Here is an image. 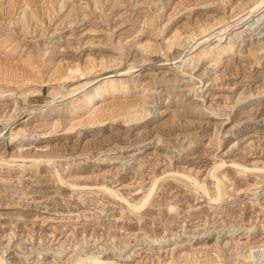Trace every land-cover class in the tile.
Here are the masks:
<instances>
[{
  "label": "rangeland",
  "instance_id": "rangeland-1",
  "mask_svg": "<svg viewBox=\"0 0 264 264\" xmlns=\"http://www.w3.org/2000/svg\"><path fill=\"white\" fill-rule=\"evenodd\" d=\"M260 25L264 0H0L3 264H264Z\"/></svg>",
  "mask_w": 264,
  "mask_h": 264
},
{
  "label": "bare ground",
  "instance_id": "bare-ground-1",
  "mask_svg": "<svg viewBox=\"0 0 264 264\" xmlns=\"http://www.w3.org/2000/svg\"><path fill=\"white\" fill-rule=\"evenodd\" d=\"M259 7H260V5H259ZM202 8H203V6H202ZM25 13V12H24ZM22 15V14H21ZM25 16H26V14H25ZM30 16H31V14H30ZM24 19V18H23ZM38 19V18H37ZM27 21V20H26ZM29 21H30V19H29ZM186 23V22H185ZM261 26V25H260ZM261 27H264V25L263 26H261ZM240 31V30H239ZM222 32V31H221ZM220 32V33H221ZM243 32V31H242ZM261 32V31H260ZM219 33V34H220ZM219 34H217V35H219ZM224 34V33H223ZM221 36V35H220ZM220 36H219V38H220ZM222 38V37H221ZM203 40V39H202ZM231 40V39H230ZM228 42V41H227ZM167 44V43H166ZM196 44V43H195ZM168 46H170V44L168 45ZM234 46V45H233ZM198 47V46H197ZM214 50V49H213ZM231 50H232V47L231 46H229L228 44H227V46H224V47H222V48H220L218 51H217V53L215 54V58L216 59H219V58H221L222 56H224V55H227L228 53H230L231 52ZM231 54H232V52H231ZM28 56H29V54H28ZM95 57V56H94ZM105 58V57H104ZM210 58V57H209ZM46 59V58H45ZM101 59H102V56H101ZM112 59V58H111ZM116 59V58H115ZM98 61V60H97ZM96 61V62H97ZM144 61V60H143ZM106 62H107V60H106ZM217 62V61H216ZM102 63H101V61H100V65H101ZM111 64V63H110ZM117 64H118V62H117ZM96 65V64H95ZM106 66V65H105ZM111 66V65H110ZM114 66V65H113ZM75 67V66H74ZM108 68V67H107ZM107 68H106V70L104 71V72H101V73H107V71H111V70H107ZM111 68H114V67H111ZM117 68V67H116ZM130 68V67H129ZM132 68V67H131ZM93 69V68H92ZM109 69H110V67H109ZM82 70V69H81ZM114 70V69H113ZM72 71V70H71ZM102 71H103V69H102ZM73 72V71H72ZM76 72H78V70L76 69ZM115 72H117V70H115ZM83 73L84 72H80L79 74H82V76H81V78L83 77ZM123 72L121 71V73H119L118 75H120V74H122ZM78 74V75H79ZM85 74V73H84ZM67 75V74H66ZM65 75V76H66ZM87 75V74H86ZM104 75V74H103ZM113 75H116V74H109V75H104V76H102L100 79H102L103 80V78H106V80L105 81H107V83L106 84H103V85H101V86H96V87H93V89H91V90H87V87L92 83V81H94L93 79H90V80H88V81H84V82H82V83H80L78 86H76L75 87V90H77V89H79L80 88V90H81V88H86L85 89V93L83 94V98L81 97V95L80 96H78V97H76V98H74V104H73V110L74 111H78L79 109H82V110H87V111H89L90 112V115L87 117V120H88V122L89 123H92V122H94L95 120V113L93 114V112H94V109L96 108V105H98V103H100L101 102V100L104 98V96L107 94V93H109V92H114V91H116L118 88H117V86H116V80H114V79H112V78H110V77H112ZM126 75V74H125ZM54 77H55V75H53ZM76 76V75H75ZM79 76V77H80ZM60 77V76H59ZM69 77V76H68ZM72 77V76H71ZM70 77V78H71ZM67 79V78H66ZM72 79V78H71ZM74 79V78H73ZM81 80V79H80ZM99 80V79H98ZM98 80H95V81H98ZM63 81V80H62ZM99 82V81H98ZM93 84V83H92ZM127 84H128V82H127ZM122 87V86H121ZM123 88V87H122ZM88 89H89V87H88ZM130 90V89H129ZM119 92V91H118ZM124 92V91H123ZM77 93V92H76ZM127 93V92H126ZM110 94V93H109ZM143 94V93H142ZM170 94V93H169ZM77 96V95H76ZM141 96V95H140ZM84 97H85V99H84ZM139 99H141V98H139ZM143 99V98H142ZM145 99V98H144ZM138 100V99H137ZM103 102V101H102ZM102 102H101V104H102ZM136 102V101H135ZM138 103V102H137ZM143 103H144V100H143ZM142 104V103H141ZM141 104H140V106H141ZM133 105V104H132ZM138 105V104H137ZM143 105V104H142ZM125 106H126V104H125ZM114 107V106H113ZM129 107V106H128ZM138 107V106H137ZM119 108H120V106H119ZM121 109H122V107H121ZM126 109V108H125ZM131 109V108H130ZM141 109V108H140ZM81 110V111H82ZM127 110V109H126ZM154 110V109H153ZM101 111H102V109H101ZM107 111H108V109H107ZM119 111V110H118ZM138 111V110H137ZM155 111H156V109H155ZM154 111V112H155ZM164 111V110H163ZM173 111V110H172ZM96 112V111H95ZM109 112V111H108ZM116 112H117V109H116ZM139 112H140V110H139ZM138 112V113H139ZM160 111H156V113L158 114ZM177 112H178V109H177ZM185 112V111H184ZM183 112V113H184ZM110 113V112H109ZM138 113H135V115H138ZM144 113V112H143ZM174 113H176V111H174ZM173 113V115H175ZM179 113V112H178ZM101 114V113H100ZM125 114V113H124ZM186 114V113H185ZM104 115V114H103ZM134 115V114H133ZM133 115H132V117H133ZM144 115V114H143ZM176 115H178V114H176ZM180 115H182L181 113H180ZM81 116V115H80ZM115 116V115H114ZM113 116V117H114ZM117 116V115H116ZM79 117V116H78ZM140 117V116H139ZM111 118V117H110ZM114 119V118H113ZM125 119V118H124ZM134 119V118H133ZM59 120H60V118H59ZM70 120V119H69ZM105 120V119H104ZM108 120V119H107ZM115 120V119H114ZM126 120V119H125ZM124 120V121H125ZM71 121V120H70ZM131 121V120H130ZM84 123V122H83ZM102 123H104V122H102ZM88 124V123H87ZM98 124H100V123H98ZM93 125V124H92ZM25 128V127H24ZM73 128V127H72ZM71 129V128H70ZM66 130H68V129H66ZM15 135V134H14ZM18 135V134H17ZM1 137V136H0ZM10 139V138H9ZM47 157V156H46ZM48 158V157H47ZM51 158V157H50ZM49 158V159H50ZM12 160V159H11ZM51 161H53L52 159H51ZM4 162V161H3ZM47 162H48V159H47ZM216 165H217V163H216ZM217 167V166H216ZM246 169V168H245ZM218 178V177H217ZM187 179V178H186ZM61 180H62V178H61ZM263 180V179H262ZM157 181V180H156ZM190 181H191V179H190ZM264 181V180H263ZM194 182V181H193ZM152 183H154V182H152ZM196 183V182H195ZM203 183V182H202ZM193 184V183H192ZM199 187L201 188V191H205V187L203 186L204 184H201V182L199 181ZM104 186V185H103ZM102 186V187H103ZM153 186H155L154 184H151V186H150V188L149 189H147L146 190V197L151 193V191L152 190H150V189H152V187ZM217 187V193L216 194H214V196L212 197V198H210L209 197V199H211L213 202H209V207L211 208V209H213V210H216L217 208H219V205H218V201L217 200H219V194L221 193V189H220V187L217 185L216 186ZM104 188V187H103ZM108 188V187H107ZM207 189V188H206ZM109 190V189H108ZM107 191V190H106ZM109 192L112 194V195H114V196H117L116 195V193H114V191H111V190H109ZM206 192H207V190H206ZM214 193V192H213ZM107 194H109V193H107ZM118 197H119V195H118ZM217 201V202H216ZM145 203V200L141 203V204H139V205H135V204H133V206H132V208L134 209V210H137V209H139L140 207H142L143 206V204ZM229 244L230 245V247H233V248H235L236 246H237V243H234V242H232V240L231 239H229V240H227V241H224L223 242V244ZM204 246V245H203ZM201 249V248H200ZM100 260L99 259H97V258H95V257H92V256H88V257H80V258H76L74 261H73V264H85V263H87V262H90V263H92V262H99ZM106 261V260H105ZM209 261V260H208ZM264 262V256H262L261 257V260H260V262ZM215 263V261H211V263L210 262H205V263H202L200 260H198V258H197V260H190V261H186L185 263H183V264H214ZM0 264H3V261L2 260H0ZM98 264V263H97ZM107 264H115V263H112V262H109V263H107ZM121 264V263H120ZM123 264V263H122ZM175 264H177V263H175ZM220 264H224V263H220ZM247 264V263H246Z\"/></svg>",
  "mask_w": 264,
  "mask_h": 264
}]
</instances>
